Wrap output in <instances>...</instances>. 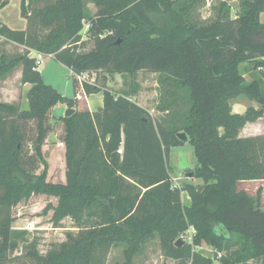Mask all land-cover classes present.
<instances>
[{
    "label": "trees",
    "instance_id": "trees-1",
    "mask_svg": "<svg viewBox=\"0 0 264 264\" xmlns=\"http://www.w3.org/2000/svg\"><path fill=\"white\" fill-rule=\"evenodd\" d=\"M90 1L95 16L86 0H22L26 29L0 23L1 38L25 46L17 53L0 48V77L21 66V82L32 85L28 108L0 102V264H9L24 233L13 226L14 207L34 193L59 197L58 219L71 215L81 221L86 211H101L99 225L81 228L60 250L33 252L35 264H103L118 240L131 243L132 264L143 238L164 229L175 236L190 227L196 231L194 245L214 246L222 264H264L262 188L256 196L238 189L241 181L264 179V134H240L247 122L264 115V0H245L233 18L222 2L226 14L206 26L191 22L190 4L179 0ZM7 3L0 0V9ZM85 24L90 26L82 32ZM84 36L94 39L89 51L79 50ZM32 50L54 54L75 73L149 69L181 82L192 101L184 130L197 159L193 177L204 185L172 187L167 157L184 143L177 132L156 123L135 101L97 84L84 83V95L77 90L75 97L63 95L44 82ZM242 63L250 79L240 71ZM100 91L104 102L96 111L60 116L66 180L48 181L43 147L52 111L59 103L73 108ZM240 94L262 108L233 112L231 101ZM183 191L189 192L188 205ZM172 255L178 264H212L193 253V244Z\"/></svg>",
    "mask_w": 264,
    "mask_h": 264
},
{
    "label": "rangeland",
    "instance_id": "rangeland-1",
    "mask_svg": "<svg viewBox=\"0 0 264 264\" xmlns=\"http://www.w3.org/2000/svg\"><path fill=\"white\" fill-rule=\"evenodd\" d=\"M245 0H179V5L191 7L187 10L191 22L199 26L210 25L216 21L220 14H226L222 7L225 2L229 7V15L236 17L243 10ZM7 5L3 7V14L0 15L5 23L11 28L22 29L24 20L21 17L22 0H7ZM87 8L91 16L97 13L96 5L90 0H86ZM264 22V12L261 15ZM4 23V24H5ZM6 24V25H7ZM22 27V28H21ZM82 32H86L84 27ZM84 43L79 50L89 51L95 46L93 38L84 36ZM0 48L9 52H20L21 48L9 43L0 37ZM47 58V57H46ZM22 67H17L7 75L0 77V102L14 104L21 109L29 107L27 92L29 87H24L21 78L18 77ZM44 82L55 87L60 93L68 97H75L76 92L84 95V89L77 80L75 73L66 65L59 61L47 58L39 66ZM240 71L250 79L251 76L245 71V63L240 65ZM95 85H100L108 89L115 97L125 96L146 108L156 123L167 129L180 133L185 132L188 124L187 114L192 105L190 92L184 88L179 81L174 79L167 72L152 71L142 69L132 73H111L106 70L97 71ZM76 86L74 85V81ZM76 88V89H75ZM77 90V91H76ZM90 96V95H89ZM104 93L100 91L90 98L85 96L75 110H85L91 106L96 109L103 105ZM87 103V105H86ZM63 108L52 111L50 132L43 147L47 160V180L51 182H65V146L62 142L64 135V125L60 116H64L69 108L63 104ZM233 112L244 113L249 107L260 109L261 103L250 99L246 94H240L231 101ZM243 108L245 110H243ZM223 131V128L221 129ZM256 132L264 134V115L254 121H249L240 130V134L248 136ZM168 169L171 182L180 185V188H191L192 186L204 185L202 178L193 177V171L197 164L193 145L184 141L180 146L172 147L168 154ZM44 166L39 169L41 173ZM190 172L192 175H190ZM177 179V180H176ZM262 188V202L264 203V180H247L238 183V189L245 190L252 196L257 195L259 188ZM183 202L188 205L191 201L188 191L182 192ZM59 205V197L47 194H31L14 207L13 226L22 231L17 238V247L10 252L9 264H35L36 259L33 252L45 256L52 251L60 250L61 244L68 241L69 236L76 235L81 228L99 225L101 221V211L95 208L93 212L86 211L81 221H77L73 216L66 215L57 218L56 208ZM264 210V205L262 206ZM194 227L187 231L173 235L172 229L155 231L152 235L143 238L139 250L132 257V264H178V260L172 255L175 248H180L176 243L182 240L183 245L193 244V253L197 252L202 256L212 259V264H222L221 254L217 253L214 246L203 243L194 245ZM132 245L127 240H118L113 243L108 251L103 264H129L127 252ZM261 261H259L260 264Z\"/></svg>",
    "mask_w": 264,
    "mask_h": 264
},
{
    "label": "built area",
    "instance_id": "built-area-1",
    "mask_svg": "<svg viewBox=\"0 0 264 264\" xmlns=\"http://www.w3.org/2000/svg\"><path fill=\"white\" fill-rule=\"evenodd\" d=\"M89 26H90L89 24H85V29L87 30L89 28ZM47 55L50 56V57L54 56V54H47ZM43 59H44L43 53H39V55L36 57L37 68L43 62ZM97 74H98L97 71L92 70V71H84V72H81V73H75V76H76L77 80L80 82V84L83 87L84 83L94 84L95 80L97 79ZM119 152L121 153L122 149H120ZM172 187L173 188H180V185L175 183V182H173L172 183Z\"/></svg>",
    "mask_w": 264,
    "mask_h": 264
},
{
    "label": "crops",
    "instance_id": "crops-1",
    "mask_svg": "<svg viewBox=\"0 0 264 264\" xmlns=\"http://www.w3.org/2000/svg\"><path fill=\"white\" fill-rule=\"evenodd\" d=\"M3 12V8H1L0 9V15L1 14H3L2 13ZM22 17V16H21ZM23 20H24V25H23V28L22 29H18V30H25L26 29V27H27V19L26 18H22ZM0 23H5L2 19H0ZM5 24H7V23H5ZM8 25V24H7ZM13 29H15V28H13ZM1 39H4V38H1ZM9 43H11V44H14V45H17V46H19L20 48H21V50H19L20 52H22L24 49H25V46H23V45H20V44H18V43H15V42H12V41H9ZM39 53L40 52H37L36 50H32L31 51V53H30V56H34V57H37L38 55H39ZM43 55H44V59H43V61L45 60V59H47V58H52V59H55V56H53V57H50V56H48L47 54H44L43 53ZM47 57V58H46ZM56 60V59H55ZM70 69V68H69ZM71 70V69H70ZM21 73H19V75H18V77L19 78H21V76H22V70L20 71ZM71 73H73V71L71 70ZM24 87H29V89L32 87V85L31 84H29V83H26V84H24ZM93 95V94H92ZM92 95H90V96H92ZM90 96H86L87 98H90ZM104 102V101H103ZM63 106V104L62 103H59L58 105H56V109H61V108H63L62 107ZM103 106V105H102ZM90 110L92 111V112H94V111H96L95 110V108L93 107V106H91L90 105ZM258 134H261V133H258V132H256L255 134H251V135H258ZM243 136V135H242ZM260 180H264V179H260Z\"/></svg>",
    "mask_w": 264,
    "mask_h": 264
},
{
    "label": "water",
    "instance_id": "water-1",
    "mask_svg": "<svg viewBox=\"0 0 264 264\" xmlns=\"http://www.w3.org/2000/svg\"><path fill=\"white\" fill-rule=\"evenodd\" d=\"M120 42V39L118 40V43ZM243 110H245L244 108H243ZM75 112V109L74 108H72V107H70V108H68L67 110H66V112H65V116H70V115H72L73 113ZM178 136L181 138V140H183V141H187L188 140V135H187V133H185V132H180V133H178ZM190 175H192V173L190 172ZM178 246H181L182 244H183V241L182 240H180L179 239V241H177V243H176Z\"/></svg>",
    "mask_w": 264,
    "mask_h": 264
}]
</instances>
